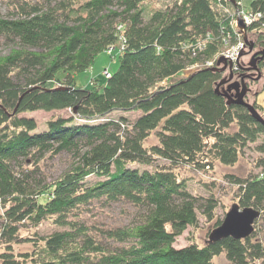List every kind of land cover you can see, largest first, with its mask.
<instances>
[{"label":"trees","instance_id":"1","mask_svg":"<svg viewBox=\"0 0 264 264\" xmlns=\"http://www.w3.org/2000/svg\"><path fill=\"white\" fill-rule=\"evenodd\" d=\"M149 1L18 0L12 16L0 17V35L14 43L0 56L2 264H214L221 252L232 264L263 260L256 222L243 238L172 244L186 226L196 225L198 211L212 219L217 203L211 192L192 194L176 168L232 165L259 136L256 148L264 152V124L245 105L215 91L223 76L216 59L212 66L187 68L204 64L226 44L224 8L233 2L173 0L152 7ZM249 8L263 10L264 0H250ZM252 33L264 49V30ZM117 38L118 65L105 82L76 84L74 73L89 68ZM256 62L264 75V54ZM180 70L185 73L171 78ZM239 73L237 65L233 75ZM65 108L69 115L50 116L41 130L25 114ZM113 110L139 113L131 120L107 117ZM152 133L157 140L146 143ZM61 151L71 152L73 162L47 177L40 161ZM90 174L100 178L87 183ZM228 176L238 185L239 206L264 215V174ZM118 200L138 209L133 223H84L90 202ZM47 218L69 227L39 235L37 226ZM25 222L34 228L20 235ZM102 239L117 244L107 247ZM20 240L30 249L15 253L13 244Z\"/></svg>","mask_w":264,"mask_h":264},{"label":"rangeland","instance_id":"2","mask_svg":"<svg viewBox=\"0 0 264 264\" xmlns=\"http://www.w3.org/2000/svg\"><path fill=\"white\" fill-rule=\"evenodd\" d=\"M18 0H0V17H8L12 16L13 13L11 11L14 9V2ZM173 0H150L149 5L152 7L164 6L166 4H171ZM231 1V0H230ZM250 0H240L241 5L244 8H249ZM234 2L231 5L227 4V11L225 13H233L235 7L233 6ZM225 9V8H224ZM240 19V17H238ZM237 19V20H238ZM242 22V20L240 19ZM243 24V23H242ZM237 29L240 27L237 25ZM256 28H261L258 26L246 27L243 25V34L242 37L245 36L246 39L252 42L253 48L251 51H248V45L245 44L238 50L243 51V53L238 57V61L240 63V73L245 75L243 80L246 82L249 90L247 91L244 99L253 103L256 102L260 106V114L264 115V89H262L261 85L264 82V75L261 70L256 66L254 68H245L248 65V61L250 59L251 53L260 49L259 45L253 42L254 33L253 30ZM263 30V29H262ZM14 43L5 39L2 35H0V56L6 54L10 47H12ZM121 41L117 38L114 41V48L109 52L107 49H104L97 53L94 58L92 65L89 68L78 71L74 73V80L76 84L89 86L91 85V81L93 79L96 82L102 84L105 82L106 76L103 74V70L106 68L110 73L113 72L118 65L117 53L120 48ZM201 49V48H200ZM224 49V45L221 44L219 46L218 51L213 55H216V59L218 56L222 54H218L221 50ZM238 55V54H237ZM223 56V55H222ZM211 58L207 59L210 60ZM227 60L229 58H226ZM206 61V60H205ZM204 61V62H205ZM216 62V61H215ZM198 65H203L199 62L190 63L187 65V68H195ZM257 65V62H256ZM222 66V63L219 64ZM234 67L232 66V71ZM185 70V69H184ZM180 70L176 72L171 78H177L182 76L185 71ZM223 77H227L229 75L228 67L222 69ZM56 76L62 77L63 71L58 70ZM238 79L239 76H232V80ZM55 83L54 80L48 82V85H53ZM69 115L70 110L65 109H55V110H42L36 109L32 111H28L25 114L32 115L36 120V129L41 130L46 127V119L55 114ZM139 113L138 110H113L107 114V117H117L118 115H124L129 120L133 119ZM157 140L154 133H152L147 139L146 143L155 142ZM263 140L262 136H259L256 141L248 142L240 151L238 159L232 165H224L218 161L213 162V166L210 169H203L200 167H192L186 165H179L176 169L180 177H184L186 180V185L188 190L194 195H206L208 193H213L216 198V208L214 210V216L212 219H206L201 212L197 213V223L196 225H188L184 228V230L178 234L172 244L176 247L186 245L190 242H196L198 244H203L208 239V233L210 230L218 224H214V221L219 218L221 220L224 217L225 212L229 209L230 205L233 202H237V183L231 179L228 174H234L239 177H247L254 175H262L264 174V152L257 150L256 144L260 143ZM74 156L71 152L61 151L55 154L54 156H49L48 154L40 161L41 167L43 168V173L47 177L53 176L64 169L68 168L71 162H73ZM263 161V162H262ZM146 167H150V165H144ZM100 177L95 174H90L86 177V182L91 183ZM238 203V202H237ZM241 207V206H240ZM0 213H2V208L0 206ZM138 209H136L130 203H126L124 201L118 200L113 201L111 203H104L99 201H92L88 204L85 213H83V220L86 225L93 223L95 225H116L119 227H126L133 223L138 216ZM260 211L258 216L253 221V227L255 224V230L257 232V236L261 237L264 240V215H260ZM2 217L0 216V225L2 224ZM19 233L20 235H25L27 232H30L34 227L25 222L24 226H20ZM37 231L39 235L46 234L55 229L60 228H68L69 226H58L52 221V219L47 218L43 219L39 226H37ZM72 228V227H70ZM29 229V230H28ZM28 230V231H27ZM103 242L106 243L107 247H113L117 243L111 239H102ZM30 249V243L27 241H16L13 244V250L17 253L19 250ZM214 264H232L226 257L223 252L215 255L213 257ZM257 264H264V258L256 261ZM0 264L1 261H0ZM27 264V263H26Z\"/></svg>","mask_w":264,"mask_h":264},{"label":"water","instance_id":"3","mask_svg":"<svg viewBox=\"0 0 264 264\" xmlns=\"http://www.w3.org/2000/svg\"><path fill=\"white\" fill-rule=\"evenodd\" d=\"M233 1V0H231ZM237 25L240 28H243V24L240 19L237 20ZM245 44L248 45V51H251L253 48V44L251 41L243 37ZM243 53V51H239L236 56V63L240 66L238 61V57ZM264 54V49L254 50L248 61V65L245 68H254L256 69V61L262 57ZM222 63L220 69L228 67L229 75L227 77L221 78L218 83L215 85V91L217 93H221L227 99V102H235L243 104L247 107L250 113L253 115L255 119L261 121L264 124V118L261 114L256 110V108L252 105V103L247 102L244 97L249 90L246 82L243 80L245 75L239 73V80H232L233 71H232V60L226 59L224 56L220 55L217 57L215 65H219ZM241 67V66H240ZM227 83L225 87L222 89L219 88V85L222 83ZM259 210L252 206H243L240 207L237 202H233L229 209L225 212L223 219L221 222L213 227L208 233L207 241H214L220 238L226 237L228 235L234 238H243L249 235L253 230V221L258 216Z\"/></svg>","mask_w":264,"mask_h":264},{"label":"built area","instance_id":"4","mask_svg":"<svg viewBox=\"0 0 264 264\" xmlns=\"http://www.w3.org/2000/svg\"><path fill=\"white\" fill-rule=\"evenodd\" d=\"M219 1H228V0H219ZM235 7V10L233 13H230L228 17V25L229 29L226 32V35L222 36V39L226 41V44L224 45V49L221 50L218 54H222L225 58H229L232 60V66L235 68L237 66L236 63V56L238 54V50L244 45V39L242 37L243 29H237V19L240 17L242 20L243 25L246 27H253L258 26L261 27V29L264 30V9L263 10H251L246 9L241 5L240 0H235V3L233 5ZM227 7H225V10ZM121 41V39H120ZM203 42V41H202ZM199 48L202 47V43H198ZM114 48V45H110L108 47V51L111 52V50ZM216 55L210 59L206 60L207 65H213ZM103 74L105 76L109 75V71L105 68L103 70Z\"/></svg>","mask_w":264,"mask_h":264},{"label":"bare ground","instance_id":"5","mask_svg":"<svg viewBox=\"0 0 264 264\" xmlns=\"http://www.w3.org/2000/svg\"><path fill=\"white\" fill-rule=\"evenodd\" d=\"M231 2H234V0H233V1H231ZM203 65H207V64H206V61L204 62V64H203ZM213 65H214V64H213ZM208 66H210V65H208ZM211 66H212V65H211Z\"/></svg>","mask_w":264,"mask_h":264},{"label":"flooded vegetation","instance_id":"6","mask_svg":"<svg viewBox=\"0 0 264 264\" xmlns=\"http://www.w3.org/2000/svg\"><path fill=\"white\" fill-rule=\"evenodd\" d=\"M257 50V49H256Z\"/></svg>","mask_w":264,"mask_h":264}]
</instances>
